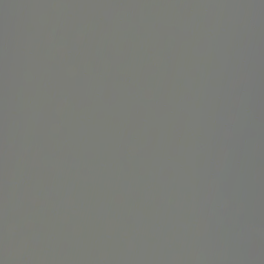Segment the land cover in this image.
<instances>
[{"label": "water", "instance_id": "95a60500", "mask_svg": "<svg viewBox=\"0 0 264 264\" xmlns=\"http://www.w3.org/2000/svg\"><path fill=\"white\" fill-rule=\"evenodd\" d=\"M0 264H264V0H0Z\"/></svg>", "mask_w": 264, "mask_h": 264}]
</instances>
